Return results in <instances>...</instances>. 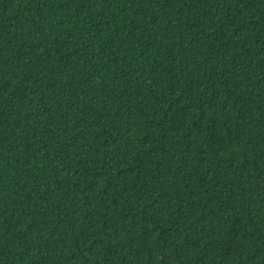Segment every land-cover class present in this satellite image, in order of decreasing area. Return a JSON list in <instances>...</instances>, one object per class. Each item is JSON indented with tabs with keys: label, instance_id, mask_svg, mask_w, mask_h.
Segmentation results:
<instances>
[{
	"label": "trees",
	"instance_id": "obj_1",
	"mask_svg": "<svg viewBox=\"0 0 264 264\" xmlns=\"http://www.w3.org/2000/svg\"><path fill=\"white\" fill-rule=\"evenodd\" d=\"M0 264H264V0H0Z\"/></svg>",
	"mask_w": 264,
	"mask_h": 264
}]
</instances>
